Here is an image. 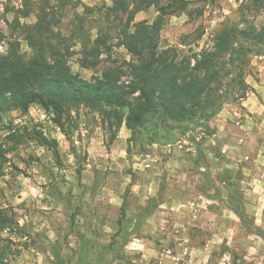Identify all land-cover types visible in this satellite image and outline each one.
<instances>
[{
	"label": "rangeland",
	"instance_id": "1",
	"mask_svg": "<svg viewBox=\"0 0 264 264\" xmlns=\"http://www.w3.org/2000/svg\"><path fill=\"white\" fill-rule=\"evenodd\" d=\"M188 1L190 10L166 16L160 45L190 68L214 46L219 28L242 22L243 11L256 24L264 20L241 10L248 0ZM113 4L0 0V56L12 44L29 56L27 26L40 21L70 52L74 73L94 80L118 69L128 84V64L137 59L120 45L121 30L152 22L159 11L119 13ZM99 39L102 64L83 67L85 45ZM245 79L247 97L230 96L210 118L166 116L171 142H151L125 124L111 130L87 106L66 118L68 135L38 102L1 112L0 206L17 221L0 233L2 264H264V55H251Z\"/></svg>",
	"mask_w": 264,
	"mask_h": 264
},
{
	"label": "trees",
	"instance_id": "2",
	"mask_svg": "<svg viewBox=\"0 0 264 264\" xmlns=\"http://www.w3.org/2000/svg\"><path fill=\"white\" fill-rule=\"evenodd\" d=\"M113 2L111 9L119 13H137L152 5L159 11L152 22L141 20L133 29L123 26L121 30L120 45L137 59L128 64L132 81L121 83L123 71L112 68L95 75L94 80L74 73L69 64L70 52L61 50L39 21L27 26V39L33 50L29 56L21 52L19 44H12L9 54L0 56V116L1 112L14 109L28 111L38 102L54 113L55 123L68 135L66 118L74 108L87 106L99 112L111 130L119 131L125 124L133 132H146L151 142H171L176 135L171 131L173 124L164 122L166 116L177 121H198L199 114L208 118L217 114L232 95L247 97L250 85L245 76L251 55H264V20L256 24L251 20L255 15L243 11L242 22L219 28L214 46L203 48L195 66L190 68L185 62L178 64L170 51L160 45L166 16L190 10L188 0H169L166 4L162 0ZM246 8L264 15V0L242 2L241 10ZM198 13L202 15L203 10ZM100 42L99 39V44L92 47L85 45L83 67L99 69L103 61ZM151 112H157L158 119L152 121ZM187 130L186 127L183 134ZM43 139V144L49 143L48 138ZM4 152H0L1 157ZM16 224L14 214L0 206V233L12 230ZM260 232L264 237V231Z\"/></svg>",
	"mask_w": 264,
	"mask_h": 264
}]
</instances>
